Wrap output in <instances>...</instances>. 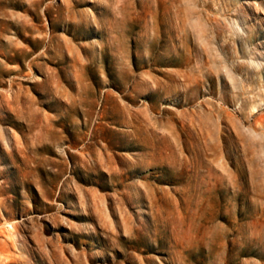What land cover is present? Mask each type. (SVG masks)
<instances>
[{"label": "rangeland", "instance_id": "obj_1", "mask_svg": "<svg viewBox=\"0 0 264 264\" xmlns=\"http://www.w3.org/2000/svg\"><path fill=\"white\" fill-rule=\"evenodd\" d=\"M0 264H264V0H0Z\"/></svg>", "mask_w": 264, "mask_h": 264}]
</instances>
